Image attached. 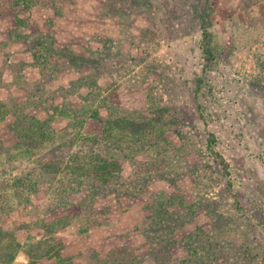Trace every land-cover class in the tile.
Masks as SVG:
<instances>
[{"label":"rangeland","instance_id":"rangeland-1","mask_svg":"<svg viewBox=\"0 0 264 264\" xmlns=\"http://www.w3.org/2000/svg\"><path fill=\"white\" fill-rule=\"evenodd\" d=\"M20 1L0 0V99L24 100L26 87L41 84L48 94L79 89L90 100L103 99V117L134 119L136 128L127 131L146 134L135 149H115L121 156V176L136 182L151 175L148 196L169 186L175 197L183 195L188 207L208 204L213 218L225 219L218 224L223 258L234 264H264V0ZM50 41L65 52L49 58L31 54ZM75 55L85 62L79 74L71 63ZM56 60L60 65L47 63ZM44 67L41 77L39 68ZM73 67L78 68L72 77ZM8 120L0 122L5 146L13 142L4 127ZM85 130L99 131L101 126L87 125ZM210 133L214 141L207 150ZM107 141L113 150L114 141ZM214 152L223 157L228 174ZM15 162L23 163V170L31 166ZM151 165L170 169L160 173ZM19 173L13 169L0 180V207L6 209L1 219L22 220L19 234L39 237L36 216L49 201H57L59 185L26 191L33 199L28 206H19L20 198L8 193L6 208L4 180ZM51 178L44 175L47 182ZM148 196L121 205L109 199L98 204H112V221L89 226L85 233H79L81 221L63 229L62 256L93 264L81 252L95 251L103 258L118 248L126 233L141 245L143 237L135 228L145 225H140L136 207ZM179 206L173 210L182 212ZM196 211L187 209L185 226L176 234L207 228L210 215L203 207ZM225 225L232 236L225 233ZM14 264H22V258Z\"/></svg>","mask_w":264,"mask_h":264},{"label":"trees","instance_id":"trees-1","mask_svg":"<svg viewBox=\"0 0 264 264\" xmlns=\"http://www.w3.org/2000/svg\"><path fill=\"white\" fill-rule=\"evenodd\" d=\"M12 3L16 4L18 1ZM204 22L202 18V23ZM64 49L65 47L55 49L50 41L32 49L31 54L37 57L44 53L49 58L59 55L60 51L65 52ZM47 63L60 65L57 60ZM71 63L79 67L72 68L73 77L74 68H78L75 71L79 74V69L85 62L75 55L71 57ZM45 68H39L41 77ZM45 89L44 84L38 88L26 87L24 100L11 96L0 99V122L9 119L4 127L13 141L5 146L0 139V180L13 169L20 171L18 176H13L9 181L4 180V206L7 208L9 205L8 193L20 198L17 201L19 206H28L33 199L24 195L26 191H37L39 187L45 190V185H54L56 188L57 184L60 191L57 201H49L36 216L35 225L41 230L39 237L35 234H19L23 229L22 220L3 222L1 215L6 213V209L0 207V264H14L19 258H22V264H39L45 260H52L55 264H76L74 256L64 258L61 254L65 245L60 234L63 229L81 221L82 229L79 233H85L89 226L111 222L114 214L112 204L98 207L106 199L121 205L124 200L132 202L145 193L148 196L152 176L148 174L136 182L123 178L120 174L121 156L115 150L120 148L122 152L126 150L125 145L135 149L144 141L145 130L127 131L134 130L136 127L133 125L137 121L131 119L127 122L118 115L112 120L103 117L100 110L104 108V100H90L88 96L78 93L79 89L68 93L73 97L72 100H69L70 96L68 99L66 89L64 92L53 89L52 94L46 93ZM74 103L77 104L76 107L73 106ZM87 125H100L101 130L88 132L85 130ZM108 139L114 141L111 151ZM213 141L214 137L210 133L207 150L212 149ZM81 144L87 148H81ZM214 154L223 163L224 172L228 174L223 157L218 152ZM14 161L29 162L31 166L23 170V163L14 164ZM154 167L156 166H150L151 169ZM155 169L164 173L169 172L170 166H157ZM44 175H52V178L47 182ZM60 176L66 179L62 181ZM168 189L150 194L142 206L136 207L140 225H145L143 230L139 226L135 228L143 237L141 245L132 243L131 236L126 233L121 237L118 248L103 258L95 251L81 252L80 255L93 261V264H232V260L221 255L224 245L221 247L219 244L218 224L225 219L221 216L213 218L208 204L186 206L183 195L177 198L172 191L174 189L170 190L169 186ZM1 200L3 201L2 198ZM179 204V208L183 207L182 212L173 210ZM129 207L134 208L131 204ZM191 207H195L197 211L203 207L210 215L207 228L198 226L192 231L176 234V231L183 230L188 219L187 209ZM177 226L180 229L175 230ZM223 228L227 235L232 236L230 226L225 225ZM217 259L219 260L216 262Z\"/></svg>","mask_w":264,"mask_h":264}]
</instances>
